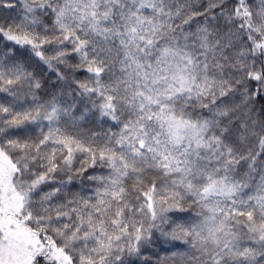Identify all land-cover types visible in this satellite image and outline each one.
<instances>
[{"label":"snow or ice","instance_id":"6c2138e0","mask_svg":"<svg viewBox=\"0 0 264 264\" xmlns=\"http://www.w3.org/2000/svg\"><path fill=\"white\" fill-rule=\"evenodd\" d=\"M0 93V264H264V0H0Z\"/></svg>","mask_w":264,"mask_h":264},{"label":"trees","instance_id":"16d2710c","mask_svg":"<svg viewBox=\"0 0 264 264\" xmlns=\"http://www.w3.org/2000/svg\"><path fill=\"white\" fill-rule=\"evenodd\" d=\"M73 62H75L73 60ZM44 77L47 79L48 77H51V79L54 81L55 76L52 72L48 71L46 68L44 69L43 72ZM78 167V166H77ZM93 171L99 173L102 172L103 169L96 168L95 170L89 168L88 171L83 175V176H74L71 184H69V190L71 192H76L80 193L81 195H89L90 194V189L93 187V182L87 180V175L92 173ZM62 179H67V177H58Z\"/></svg>","mask_w":264,"mask_h":264},{"label":"rangeland","instance_id":"374dc122","mask_svg":"<svg viewBox=\"0 0 264 264\" xmlns=\"http://www.w3.org/2000/svg\"><path fill=\"white\" fill-rule=\"evenodd\" d=\"M3 93H0V100L4 98ZM78 165H74L77 167ZM173 250L172 245L168 243L163 237H160L155 241L149 250V254L155 253L156 255L152 256L153 264H155L157 257L163 258Z\"/></svg>","mask_w":264,"mask_h":264}]
</instances>
